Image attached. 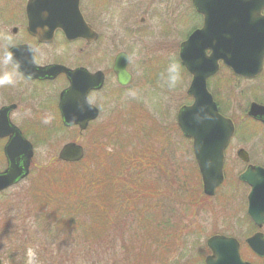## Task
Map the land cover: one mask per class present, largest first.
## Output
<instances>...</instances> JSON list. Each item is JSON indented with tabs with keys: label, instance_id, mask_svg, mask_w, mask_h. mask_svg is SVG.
I'll list each match as a JSON object with an SVG mask.
<instances>
[{
	"label": "rangeland",
	"instance_id": "obj_1",
	"mask_svg": "<svg viewBox=\"0 0 264 264\" xmlns=\"http://www.w3.org/2000/svg\"><path fill=\"white\" fill-rule=\"evenodd\" d=\"M97 1L94 0L95 3ZM188 3L190 0H182L178 3V9L187 15L190 14L187 12L189 11ZM183 17L186 21L182 26L183 36L179 34V38H186L193 28L200 25L198 16H196L198 21L194 18L191 19L190 16ZM147 48L138 45L128 48L129 53L134 56L133 61L137 62V64L134 63L135 67L132 65L135 74L132 84L121 89L116 97L114 95L112 99L108 98L105 102L107 104H103L102 115L99 116L95 124L84 130L81 136H78L79 134L74 131L69 132L74 138L73 140L83 144L85 149L83 160L70 164H78L76 167L83 168L84 176L89 177L92 171L97 169L94 162L104 156L103 164L110 168L114 167L110 175L116 172L119 177L120 174L127 173L126 171L121 172V167L126 161L127 153L125 152L130 151L132 147L128 142L134 138L132 129L148 126L151 129L150 135L145 137L142 129L139 131L142 135L136 141V145L144 143L148 148L155 149L153 153L145 154L144 158L147 170L143 180L148 185L138 188L139 177L134 174L137 171L136 167L135 171L130 174L132 178L135 176L134 182L133 184L129 183L130 188L127 191L139 193V190L143 189L150 194L148 198L140 195L143 200L138 201V206L158 202L159 200L154 199V196L151 195L154 193L166 208L162 220H174L176 217L179 220L183 212L176 205L181 204V198L185 199L183 191L191 189L194 194L191 195L194 205L190 210L191 215L184 216V219L179 222L176 232L162 236L172 240L171 251L160 250L152 245L145 249L127 250V242L132 246H138L140 243L137 236H131L134 234L133 231L125 229L124 226L120 227L123 223L126 225L131 223L132 226H136L134 222L137 221L138 212L132 209L127 212L126 207L123 210H117L118 214L122 212L121 218L116 221L119 225L112 230L113 234L103 236L104 240L101 244L92 243L75 234L71 235L66 230L52 233V230L39 226L40 223L33 220L35 200H33V204L29 193L25 191L32 186L33 179L43 174L45 169H62L63 164L56 161L54 155L64 141L68 140L70 134L52 135L48 134L49 129H27L28 139L35 143L33 157L35 165L25 179L0 192L1 264H12L11 262L16 261V259L5 258L7 251H10L12 255L23 254L24 260L23 263L20 261L21 264H145L147 262L142 259V255L145 253L149 256L146 261L159 259L157 264H200L204 257L210 253L206 246V239L214 234L234 236L240 243L244 259L251 262H264V257L262 259L256 257L244 242L245 237L252 231V226L248 222L245 211V196L248 187L237 179V175L245 165L236 156V149L244 147L249 152L251 163L264 166V130L258 133L255 128L247 135L242 132L232 137L225 152V181L213 196L202 194V190L198 189L196 175L198 169L194 161L191 141L184 138L175 126L178 108L192 100L186 93L190 76L178 66L179 79L175 86L170 87L169 69L164 70L159 67L154 71L155 75L161 77L165 74L166 76L161 80H143L142 73L145 71L141 70L139 66L142 56L147 53L146 56L151 54L153 59L154 56L155 59L163 57L154 48L152 50ZM167 57V66L170 68L175 64H171L170 57L173 58V61L175 58L170 55V51ZM151 66L152 64H150ZM230 73L227 68L221 66L218 73L208 80V88L215 94L221 108L223 106V111H226V115L232 117L236 124H242L246 105L251 100H255L254 90L251 87L264 84V76L261 77L262 79L245 80L240 77H232ZM166 77V81L163 80ZM257 97L261 96L256 95L255 98ZM155 134L159 135L154 136ZM153 144L154 146H152ZM121 145L124 147L121 148ZM1 156L0 154V169L4 167ZM111 157L115 159L113 160ZM121 160H123L122 164ZM153 180L157 182V185L154 186ZM17 198H20L18 204L22 207L24 217L22 222L16 221V214L21 211V207L9 209L12 213L10 215L2 211L6 199L11 203ZM11 215L15 221L11 220ZM7 225L10 226L9 234L2 227ZM57 232L59 233L57 234ZM122 241H125L124 244ZM163 247L168 248V246ZM153 252L158 253L159 256L152 258L150 255ZM162 253L164 256L167 254L166 258L160 259Z\"/></svg>",
	"mask_w": 264,
	"mask_h": 264
},
{
	"label": "flooded vegetation",
	"instance_id": "obj_2",
	"mask_svg": "<svg viewBox=\"0 0 264 264\" xmlns=\"http://www.w3.org/2000/svg\"><path fill=\"white\" fill-rule=\"evenodd\" d=\"M179 2L182 0H98L96 3L94 0H0V77L7 73L12 80V83L0 85V123L4 124L6 120L32 144L33 156L29 173L35 165L33 163L35 143L28 139L27 129H49L48 134L52 135L58 133L67 135L73 131L79 134L78 136L82 135L83 131L79 125L70 124L63 116V112L72 109V106L79 111L81 100H78L77 96L69 95L64 97V101L71 104H64L63 107L61 94L70 91L73 85L82 89L83 78L88 74L96 75L102 82L99 87L90 89L86 96L87 102L98 111L97 116L89 121L87 128L95 124L102 115L103 104L108 98L112 99L114 95L116 97L121 89L132 84L135 77L132 65L135 67L134 63L137 62L133 61L134 56L129 53L128 48L136 45L148 47V50L154 48L163 56L156 59L155 56L153 59L151 54L146 56L147 53L142 56L139 66L145 71L142 73L143 80H161L166 76L164 74L159 77L154 71L159 67L169 69L167 66L169 51L175 58L173 61L170 57L171 64L175 63L182 69L179 51L185 38H179V34L182 35V26L186 21L183 16H190L191 19L200 17V25L193 28L189 34L201 26L203 18L191 0L188 3L190 12L186 10L190 13L188 15L178 9ZM261 14L264 16V8ZM86 26L95 33V37L89 39L83 36ZM71 33L77 35L73 36ZM121 54L126 58L125 71L130 78L126 85L118 82L115 71L116 63L118 67L120 65L116 60ZM263 76L264 59L262 71L256 77L245 80L262 79ZM166 79L167 77L163 80ZM251 88L254 90L255 100L246 105L242 124H236L232 117L226 115L223 106L221 108L215 94L210 91L219 111L231 119L234 125L233 136L242 132L247 135L255 128L258 133L264 130V114L256 117L248 114L252 102L264 106V84ZM256 95L261 97L255 98ZM73 139L70 134L68 140L56 150L54 155L56 161L70 164L59 158V151L69 142H75L83 147V144ZM8 140V135L0 136L2 142L0 154L4 166L0 171L7 167L4 147ZM240 149L245 150L248 156L247 162L241 161L245 165L244 169L258 165L250 162L249 152L244 147L236 149V156ZM259 166L264 168L262 165ZM241 183L248 187L246 183ZM247 219L252 231L246 237L256 232L264 235V224L256 226L248 216Z\"/></svg>",
	"mask_w": 264,
	"mask_h": 264
},
{
	"label": "water",
	"instance_id": "obj_3",
	"mask_svg": "<svg viewBox=\"0 0 264 264\" xmlns=\"http://www.w3.org/2000/svg\"><path fill=\"white\" fill-rule=\"evenodd\" d=\"M74 3V2H73ZM195 9L202 14V27L194 30L181 44L179 57L186 70L192 75L187 93L193 101L182 106L177 112V124L182 134L192 140L193 154L202 180L203 193L211 196L223 181L224 150L233 133V124L229 118L218 112L212 95L207 90L206 79L218 69L221 60L232 71L243 77H254L262 69L264 57V16L261 10L264 0H192ZM75 5V3H74ZM66 34L70 35L69 32ZM75 36L76 33H71ZM83 36L95 37L89 27L83 30ZM206 49L210 54H206ZM120 55L116 62L117 80L121 85L129 82L125 71L126 58ZM102 80L88 74L83 78V88L71 86L70 91L61 94L64 97L77 96L80 110L63 112L70 124H78L84 130L88 122L97 116V108L87 102L90 89L101 85ZM74 105V104H73ZM77 108V106H76ZM248 114H264V106L251 103ZM4 118V117H3ZM8 135L4 153L7 167L0 171V191L14 185L29 171L32 145L14 126L8 122L0 123V136ZM84 155L81 145L66 143L59 151L64 161H79ZM238 157L248 161L245 150L238 151ZM250 186L247 197V213L257 226L264 224V169L249 166L239 176ZM246 243L258 256L264 255V235L256 232L246 238ZM211 253L204 264H254L245 262L239 253V243L231 236L215 234L206 240ZM1 264V261H0Z\"/></svg>",
	"mask_w": 264,
	"mask_h": 264
},
{
	"label": "trees",
	"instance_id": "obj_4",
	"mask_svg": "<svg viewBox=\"0 0 264 264\" xmlns=\"http://www.w3.org/2000/svg\"><path fill=\"white\" fill-rule=\"evenodd\" d=\"M131 120L134 119L131 118ZM142 127L145 128L132 129L134 138L128 140L130 143L129 145L132 147L130 151L125 152L127 153L126 161H124L125 164L121 167V172L126 171L127 173L120 174L119 177H117L116 172L110 175L114 167L110 168L103 164L104 156H102L100 160L94 162L98 171L95 168L89 177H86L87 175L84 176L83 168L78 169V167H76L78 164H63L62 169L51 170L47 168L43 171L44 173L41 172L43 174L33 179L32 186L25 191L29 193L32 202L35 200L34 202L36 205L33 211V220L40 223L39 226L52 230V233L59 230H66L71 235L75 234L79 238L87 239L92 243L98 242L101 244L104 240L103 236L111 234L112 230L119 225L116 221H119L122 212L118 214L117 210H123V208L126 207L128 210L127 212H129L130 209L138 212L137 221L134 222L136 226H132L131 223L127 225L123 223L120 227L124 226L125 229L133 231L134 234H131V236H137L140 243L138 246H132L127 242V250L135 251V248L145 249L152 245L160 250H166L167 252L169 250L171 251L172 240L162 236H167L170 233L176 232L179 222L184 219V216L191 215V207H194L191 195L193 196L194 194L191 189L183 191V193H185V199L181 198V204L176 205L177 208L183 212L179 220L176 219L177 217L174 220H162L164 213H166V208L154 193H151V195L154 196V199L159 200L158 202H152V204L150 203L148 205L143 204L142 206L137 205L139 200H143L140 195L144 198H148L150 194L147 193V191H143V189H141V191L139 190V193L128 192L127 189L130 188L129 183L133 184L135 176L139 177L137 184L138 188L143 187V185H148V183L143 180L144 176H146L145 171L147 170V164L144 158L145 154L148 152L151 154L155 150L153 148H148L144 143L143 145H136V141L142 135L139 132L140 130H144L143 134L145 137L150 135L149 132L151 129H149L148 126ZM156 135L159 134H155L154 136ZM124 145H121V148H123ZM143 146L146 147L144 148ZM152 146H154V144ZM111 159L114 160L115 158L111 157ZM122 162L123 160H121V164ZM136 167L137 171L134 170ZM134 171L136 173H134L135 176L132 178L130 174ZM196 175L198 177V189L202 190L198 171H196ZM83 177L85 178L83 179ZM153 181L155 182L154 186L157 185V182L155 180ZM18 199L20 198L11 201L12 205L16 204L15 206H12L6 199V203L2 206V211L10 215L12 213L9 209H19L21 206L18 204ZM13 219L15 218L11 215V220L15 221ZM23 220L24 217L21 207V211L16 214V221L22 222ZM9 225L2 226L7 234L10 232ZM118 231L121 230L118 229ZM58 233L59 232H57V234ZM122 242L124 244L125 241ZM163 246H168V248ZM5 255V258L16 259L14 263L11 262L12 264H21L20 261L23 263V254L12 255L10 251H7ZM150 256L153 258L159 255L153 252ZM166 256L167 254L164 256L162 253L160 259L166 258ZM148 258L149 256L147 253L142 255V259H145V262H147L145 264H157L160 261L159 259L146 261Z\"/></svg>",
	"mask_w": 264,
	"mask_h": 264
},
{
	"label": "clouds",
	"instance_id": "obj_5",
	"mask_svg": "<svg viewBox=\"0 0 264 264\" xmlns=\"http://www.w3.org/2000/svg\"><path fill=\"white\" fill-rule=\"evenodd\" d=\"M169 86H175L177 80L179 79V73H178V68L176 65H172L169 68ZM12 83L11 77L9 74L5 73L2 77H0V85L2 84H8Z\"/></svg>",
	"mask_w": 264,
	"mask_h": 264
}]
</instances>
